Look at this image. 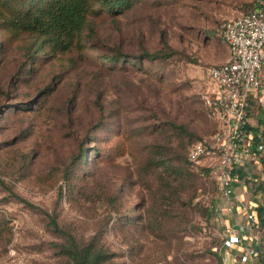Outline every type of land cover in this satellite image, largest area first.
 Listing matches in <instances>:
<instances>
[{
  "label": "rangeland",
  "instance_id": "374dc122",
  "mask_svg": "<svg viewBox=\"0 0 264 264\" xmlns=\"http://www.w3.org/2000/svg\"><path fill=\"white\" fill-rule=\"evenodd\" d=\"M255 1L137 0L65 52L0 25V264H61L48 213L116 264H219L224 224L186 156L215 128L209 68L229 54L208 31Z\"/></svg>",
  "mask_w": 264,
  "mask_h": 264
},
{
  "label": "built area",
  "instance_id": "2783aa9c",
  "mask_svg": "<svg viewBox=\"0 0 264 264\" xmlns=\"http://www.w3.org/2000/svg\"><path fill=\"white\" fill-rule=\"evenodd\" d=\"M222 34L228 58L209 68L213 87L204 96L218 125L209 141L191 146L189 157L213 183L203 199L213 201L218 223L224 224V262L239 249L236 264H259L264 254V0L224 21Z\"/></svg>",
  "mask_w": 264,
  "mask_h": 264
},
{
  "label": "trees",
  "instance_id": "16d2710c",
  "mask_svg": "<svg viewBox=\"0 0 264 264\" xmlns=\"http://www.w3.org/2000/svg\"><path fill=\"white\" fill-rule=\"evenodd\" d=\"M136 1L137 0H0V25L10 31L34 35L38 41L34 49L36 53H39L40 50L48 46L55 52H65L74 46L76 42L81 40L82 31L87 26L91 16H112L119 14L130 10ZM249 11L250 10L246 12ZM207 37L222 39L225 42L222 28L219 30H209ZM160 54L161 52L151 53L147 50H143L141 57L153 59L161 57ZM107 56L108 55H106V57ZM109 58L113 61L124 60L120 55ZM206 111L214 120L215 128L209 137L194 140L189 145L186 156V160L193 167L200 169L203 176L207 175L203 174L202 168L198 163L190 159L189 150L197 141H209L217 128L218 121L207 109ZM211 185H213V183H211ZM204 191H201V196ZM200 198L202 199V197ZM204 207L205 216H207L208 219L211 218V224L216 225L219 221V215L213 214V201L208 203V206ZM260 215H264V211H260ZM47 218L49 228L62 238L61 242L57 244L61 264H116L113 261L114 254L106 248L97 235L89 238H79L72 230L62 226L58 222L56 215L48 213ZM223 230L224 225H222L221 230L217 229L215 232V235L220 239V250L215 251L219 259V264H224V255L222 254V249H225ZM259 264H264V254L260 255Z\"/></svg>",
  "mask_w": 264,
  "mask_h": 264
},
{
  "label": "crops",
  "instance_id": "0c3cea01",
  "mask_svg": "<svg viewBox=\"0 0 264 264\" xmlns=\"http://www.w3.org/2000/svg\"><path fill=\"white\" fill-rule=\"evenodd\" d=\"M232 224H235V223H232Z\"/></svg>",
  "mask_w": 264,
  "mask_h": 264
}]
</instances>
